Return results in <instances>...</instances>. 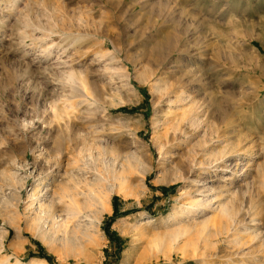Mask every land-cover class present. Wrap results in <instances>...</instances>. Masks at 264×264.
Segmentation results:
<instances>
[{
    "label": "rangeland",
    "instance_id": "1",
    "mask_svg": "<svg viewBox=\"0 0 264 264\" xmlns=\"http://www.w3.org/2000/svg\"><path fill=\"white\" fill-rule=\"evenodd\" d=\"M0 264H264V0H0Z\"/></svg>",
    "mask_w": 264,
    "mask_h": 264
},
{
    "label": "bare ground",
    "instance_id": "2",
    "mask_svg": "<svg viewBox=\"0 0 264 264\" xmlns=\"http://www.w3.org/2000/svg\"><path fill=\"white\" fill-rule=\"evenodd\" d=\"M70 74V73H69ZM74 75V73H72L71 75H67L69 78L68 79H73V77H75V76H73ZM75 79V78H74ZM73 79V80H74ZM72 81V80H71ZM75 81V80H74ZM74 83H76V82H74ZM73 83V84H74ZM82 85V84H81ZM85 87V86H84ZM81 171H88V170H86V169H80ZM87 173V172H86ZM74 176H72V178H73ZM76 179L78 178V177H75ZM95 179H97V178H95ZM103 179V178H102ZM83 180V179H82ZM82 180H75V182H74V185L78 182V181H82ZM104 180V179H103ZM84 181L87 183H85L86 185H89L90 183L89 182H87V180L86 179H84ZM94 181V180H93ZM98 181H100V179H98ZM91 182V181H90ZM96 182V181H95ZM81 183H83V182H81ZM78 185H80V183H77ZM92 184V183H91ZM78 185H76V186H78ZM84 185V184H83ZM76 186H73V189L74 188H76ZM72 187V186H71ZM85 188V187H84ZM83 188V189H84ZM94 190L93 188H89V190ZM77 190V189H76ZM86 190V189H85ZM72 191V190H71ZM73 191H75V190H73ZM78 191V190H77ZM76 191V193H78ZM81 192V191H80ZM90 192V191H89ZM81 194V193H80ZM68 195V194H67ZM74 195L76 196L77 194H75V192H74ZM95 195V194H94ZM74 197V196H73ZM72 198V197H71ZM74 198H72V200H73ZM73 202V201H72ZM68 203V202H67ZM71 203V202H70ZM73 205L71 206V208H66L67 210H64V212H65V215L70 219L71 217H76V218H78V216H81V213L79 212V209L81 208V210L80 211H82L83 209H82V207L80 206V207H78L76 204H74V202L72 203ZM63 209V208H62ZM65 209V208H64ZM54 216V215H53ZM51 217H52V215H51ZM66 217V218H67ZM53 218V217H52ZM69 219H65L64 220V222L66 221V220H69ZM53 220H54V218H53ZM60 222V221H59ZM63 222V220H62V222L61 223H64ZM69 222V221H68ZM78 225V224H77ZM79 226V225H78Z\"/></svg>",
    "mask_w": 264,
    "mask_h": 264
}]
</instances>
